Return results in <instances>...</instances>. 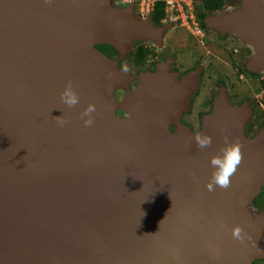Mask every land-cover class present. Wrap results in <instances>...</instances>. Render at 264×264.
Wrapping results in <instances>:
<instances>
[{"label": "water", "instance_id": "water-1", "mask_svg": "<svg viewBox=\"0 0 264 264\" xmlns=\"http://www.w3.org/2000/svg\"><path fill=\"white\" fill-rule=\"evenodd\" d=\"M115 1L0 0V264H252L263 258L264 222L252 225L244 209L264 181L243 200L218 188L216 197L204 189L209 184L193 182L201 174L192 168L203 154L197 145L209 147L202 137L205 123L193 135L179 117L197 90L198 71L177 84L176 75L159 67L140 74L138 87L114 100L132 78L96 47L113 48L124 58L134 41L156 40L148 30L158 31L157 39L164 31L150 18L137 19L133 5L116 8ZM242 4L203 25L235 35L252 50L249 70L263 73L264 0ZM152 78H158L153 85L175 91L191 78L175 120L156 128L125 123L132 115L128 103L140 94L152 96L146 87L140 91L142 81ZM146 99L135 103L147 105ZM222 106L241 113L229 120L236 140L247 147L263 143L264 133L244 138L248 107ZM117 111L129 118H117ZM129 132L137 144L126 138ZM179 133L199 144L179 145ZM125 150L138 159H119ZM187 165L191 176L183 171ZM203 191L208 206L201 205ZM232 215L243 220L242 232L258 227L260 236L217 243L216 231L207 227L217 229Z\"/></svg>", "mask_w": 264, "mask_h": 264}, {"label": "flooded vegetation", "instance_id": "flooded-vegetation-1", "mask_svg": "<svg viewBox=\"0 0 264 264\" xmlns=\"http://www.w3.org/2000/svg\"><path fill=\"white\" fill-rule=\"evenodd\" d=\"M217 1L220 3L218 9L200 8L198 12L196 11L197 14L195 12L199 27L197 32L187 29L189 31L187 33L172 23L156 24L151 16L150 19L155 28L164 29L162 38L152 40L149 45H146L147 42L145 41H138L136 61L132 65L138 75L140 73L155 74L158 68L162 66L166 68L169 74L176 75L180 81L198 71L197 90L190 96L187 111L182 112L179 117L180 124L191 132H193L194 127L201 132L204 119L213 113L216 102L219 100L218 103L222 101L230 108L248 107L250 116L243 129V135L246 140H253L264 133V75L249 70L247 62L252 56L250 47L242 44L231 32L225 33L222 28L220 30L206 29L201 24L200 21L204 17L229 13L240 3V0ZM167 34L171 38L165 41L164 38ZM96 49L107 58L117 57L123 60L127 57V55L124 58L121 57L120 54L109 47L106 48V46H97ZM205 79L208 80V83L207 81L204 82ZM209 80L212 81V86L209 85ZM135 85L137 88L138 82ZM220 124H213L212 131L217 129ZM225 128L228 132V127L225 126ZM174 129L175 127H170V131L173 132ZM226 131H221L218 137L226 140L223 137L226 136L224 133ZM212 140L216 143L215 139ZM254 151H260V154L257 155L264 154L261 148ZM262 195L264 196V186L261 187L260 192L251 202L254 207L257 204H262L258 200ZM252 264H264V259L260 261L257 259Z\"/></svg>", "mask_w": 264, "mask_h": 264}, {"label": "bare ground", "instance_id": "bare-ground-1", "mask_svg": "<svg viewBox=\"0 0 264 264\" xmlns=\"http://www.w3.org/2000/svg\"><path fill=\"white\" fill-rule=\"evenodd\" d=\"M145 28L148 27L145 25ZM148 31L152 35V37H154V39H157L159 34L158 31ZM123 46L124 45H121V48ZM156 79L152 78L150 80H147V82L142 81L140 91L143 89V92L146 87L148 91H146V93H151L152 96H149L147 98L145 95L141 96L140 94L137 96V98H135V100L133 99L134 102L132 104L129 102L128 109L131 110L132 115L129 120L125 121V123L131 120L130 124H140L141 127H144V124H154V127L156 128V124H163L165 121L173 122L175 120L178 107L182 104L184 95L189 91L184 89L186 87V89H190L192 87L191 78L184 82V86L182 87V89L179 87L180 90L178 91H175V89H173L171 85L167 87V84L165 85V83H163L164 85L162 86L153 85V83L157 81ZM162 92H164L165 94H162ZM139 99L141 102L142 100L146 99V104L148 105V107H146L147 105L136 104L135 102H137ZM231 113L232 114H229L224 109L221 101L218 103V109H215L213 117H208L209 119L205 118L204 133L202 134V137L207 142V147L209 146L208 148L203 149V145H206L202 144V141H199L200 144L199 142L197 143V141L193 142L192 139H190L186 134L183 135L179 133L177 141L179 145L191 144L190 147L199 144L197 145V148L199 150H202L203 152L202 155L198 156L196 165H194L195 167H192L194 170L198 168L196 174L199 175L201 173L199 177H197L196 182L195 178L192 177V179L194 178L193 182L195 185H198L196 183L205 182V184H209V187L205 186L204 189L208 192H213L214 196L216 197L220 196V192L215 189L218 188L221 190L224 189L223 195L227 196L230 194L231 199H235L238 197L240 198V200H243L254 192L253 190L258 185L259 181H264V154L257 155L260 154V151H254L261 148L264 152V141L263 143L257 145L250 144L247 147L240 140H236L234 136L235 126H231L229 120L234 116H241V113L240 111H233ZM220 122L222 123L220 124ZM123 123L124 122H121L120 124ZM218 123L220 124L219 127L212 131L214 126L213 124L217 125ZM224 124H226L225 126L228 127V132L226 131ZM223 130L226 131L224 132L226 136H223L222 134L221 135L225 137L226 140L224 138L221 139L220 137H218L219 133H221V131ZM99 138L108 139L106 135H104V137L103 135H100ZM126 138H129L130 143L135 142V144H137L136 142L138 139L137 137L132 136L131 132H129V136H126ZM212 139H215L216 143L212 142ZM155 141L158 142V140ZM160 144L161 143L159 142L158 147L160 146ZM130 151L132 150L123 151V155L119 156V159H122V161L125 159H138V156L134 155V153H128ZM128 154L132 155L129 156ZM144 156L145 155H142L141 157L144 158ZM209 161H211L212 163H207ZM147 163H149V161ZM180 166L182 168L184 167L181 163ZM173 167L174 169H180V167L176 168L174 165ZM186 167L183 171L187 174H190L191 176L193 173L192 170L188 168V165ZM183 171L181 173L182 178L184 177ZM172 172H174L173 169ZM188 187L192 188L191 185ZM199 188L203 187H201L200 185ZM201 198V205L203 206H205L206 204V206H208V203L211 202L208 201V196L204 191L201 194ZM217 208L218 207H216L215 205L216 210H218ZM241 226H243V220L235 215H232L227 217L226 219L221 220L217 225V229H215L214 226H209L207 228L210 229L213 233L216 231L214 236L217 243L220 242L221 244L226 245L229 242V246L231 242H233L234 244H236L238 241L241 242L243 239V234H256L257 236H260L261 234L258 233V231H260L258 227H251L250 229H246L242 232V228H240ZM260 227L264 228V226ZM229 237L231 238L227 240ZM258 239L259 241H263L261 238ZM216 246V244L213 246V249L215 251Z\"/></svg>", "mask_w": 264, "mask_h": 264}, {"label": "rangeland", "instance_id": "rangeland-1", "mask_svg": "<svg viewBox=\"0 0 264 264\" xmlns=\"http://www.w3.org/2000/svg\"><path fill=\"white\" fill-rule=\"evenodd\" d=\"M193 2H194V13H193V16H192V18L190 19V17H189V15H188V13L184 10V11H182V9L183 8H178L175 4L176 3H174L173 4V6H169L168 7V12L166 13L165 12V17H164V19L159 23V24H164V23H172L174 26H179L182 30H184V31H186L187 33L189 32V31H191L190 30V24H191V22H193V23H196V24H198V22H196L197 20H196V17H195V12L197 11H199L200 10V4H201V2H202V0H192ZM176 2L177 3H180V1L179 0H176ZM130 5H133V12H134V9H135V12H134V16L137 18V19H139L140 21H145L146 19H148V18H150L151 16H152V14L151 15H141V14H139L138 13V11H137V8H136V6H135V2H132V1H130V0H117V1H115L114 3H113V6H115L116 8H127V7H129ZM243 7V4H242V0H240V3L235 7V8H233L232 10H230L229 11V13H219L218 15H215V16H222L223 14L224 15H228V14H230V13H233V12H235V11H238L240 8H242ZM155 10V9H154ZM197 12H196V14H197ZM214 15H210V16H207V17H204L200 22H201V24L203 25V20L205 19V18H208V17H212V16H214ZM198 17V16H197ZM228 17H230V16H228ZM231 18V17H230ZM186 19V22L184 21ZM199 19V18H198ZM204 26V25H203ZM198 27V26H197ZM189 31H188V30ZM198 29H199V27H198ZM171 37L167 34V36H165V41H168L169 39H170ZM137 42L138 41H134L133 43H132V47H131V50L128 52V54H127V57L125 58V59H120V58H117V57H110V58H107L106 56V58L108 59V60H110L111 62H114V63H116L117 64V67H118V69L119 70H121V71H123V72H125V73H127L131 78H132V81H131V83L127 86V87H125L124 89H122V90H118L117 92H115V94H114V100L116 101V102H120L124 97L123 96H125L126 95V93L127 92H130V91H132L135 87H136V85L135 84H137V78H138V76L140 75V74H142V73H140L139 75L138 74H136L137 73V71H136V69H135V67L132 65V64H134V62L136 61V53H137ZM145 42H147V41H145ZM151 42H147V43H145L146 45H149ZM106 48H108L107 46H106ZM110 48V47H109ZM111 49H113V48H111ZM97 50V49H96ZM114 50V49H113ZM97 51H99V50H97ZM115 51V50H114ZM100 53H101V51H99ZM103 54V53H102ZM257 74H259V73H257ZM260 74H263L264 75V72L263 73H260ZM206 81H207V83H208V80L207 79H205L204 80V82L206 83ZM180 82V80H178L177 81V84ZM203 82V83H204ZM204 85H206V84H204ZM209 85H211L212 86V81H210L209 80ZM204 88H205V86H204ZM115 116L117 117V118H119V119H128L129 118V115H127L126 113H124V112H120V111H117L116 113H115ZM172 134H175V129H174V131L172 132V131H170ZM191 132V131H190ZM193 135H197V134H199L200 133V131H197L196 130V128L194 127V129H193V132H191ZM191 154H193V152H191ZM258 200L262 203V204H257L256 205V207H254V205H253V203H251L249 206H247L244 210L245 211H247L248 213H249V215L251 216V221H252V225L255 223V222H257L258 220H260V218H262L261 220H263L262 222H264V212H263V210H264V196L262 195V196H260L259 198H258ZM262 205H263V207H262ZM258 210H261V212H258ZM262 259H264V257L263 258H259L258 260L260 261V260H262Z\"/></svg>", "mask_w": 264, "mask_h": 264}, {"label": "built area", "instance_id": "built-area-1", "mask_svg": "<svg viewBox=\"0 0 264 264\" xmlns=\"http://www.w3.org/2000/svg\"><path fill=\"white\" fill-rule=\"evenodd\" d=\"M132 2H135V6L137 8V11L141 15H151L154 12L155 5L157 3V0H130ZM180 3H177L176 0H164L165 4V12H168V7L173 6L174 3L178 8H183L182 11H186L190 17V19L193 16L194 13V2L192 0H179ZM186 22V19L184 20ZM190 30L191 31H198V27L196 23L191 22L190 24Z\"/></svg>", "mask_w": 264, "mask_h": 264}, {"label": "trees", "instance_id": "trees-1", "mask_svg": "<svg viewBox=\"0 0 264 264\" xmlns=\"http://www.w3.org/2000/svg\"><path fill=\"white\" fill-rule=\"evenodd\" d=\"M165 4L164 0H157L155 10L152 13V19L156 24H159L165 17ZM220 7V3L217 0H202L200 8L206 10H216Z\"/></svg>", "mask_w": 264, "mask_h": 264}]
</instances>
